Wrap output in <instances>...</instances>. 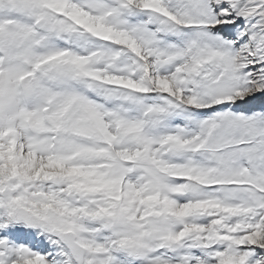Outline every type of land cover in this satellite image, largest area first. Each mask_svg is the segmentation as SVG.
Wrapping results in <instances>:
<instances>
[{
    "label": "snow or ice",
    "instance_id": "6c2138e0",
    "mask_svg": "<svg viewBox=\"0 0 264 264\" xmlns=\"http://www.w3.org/2000/svg\"><path fill=\"white\" fill-rule=\"evenodd\" d=\"M0 264H264V0H0Z\"/></svg>",
    "mask_w": 264,
    "mask_h": 264
}]
</instances>
